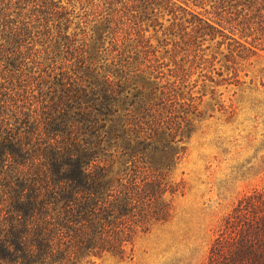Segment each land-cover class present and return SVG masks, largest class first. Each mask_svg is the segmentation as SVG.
<instances>
[{
    "label": "trees",
    "instance_id": "1",
    "mask_svg": "<svg viewBox=\"0 0 264 264\" xmlns=\"http://www.w3.org/2000/svg\"><path fill=\"white\" fill-rule=\"evenodd\" d=\"M259 23L264 0H0V264L132 260L184 192L190 78L216 59L203 46L253 57ZM208 261L264 264V190L238 200Z\"/></svg>",
    "mask_w": 264,
    "mask_h": 264
},
{
    "label": "rangeland",
    "instance_id": "2",
    "mask_svg": "<svg viewBox=\"0 0 264 264\" xmlns=\"http://www.w3.org/2000/svg\"><path fill=\"white\" fill-rule=\"evenodd\" d=\"M259 25L242 40L247 47L264 32ZM220 41L203 46H211L209 57L216 56L213 67L202 66L190 78L197 82L194 95L201 97L202 118L173 174L184 192L169 195L172 220L140 234L132 260L108 254L82 264H209L224 218L241 197L264 190V45L255 56L232 62L225 58L228 43L216 48Z\"/></svg>",
    "mask_w": 264,
    "mask_h": 264
}]
</instances>
